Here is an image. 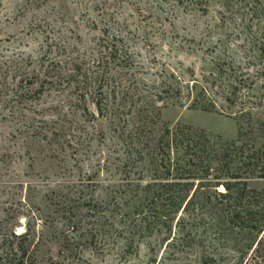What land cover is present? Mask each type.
<instances>
[{
  "label": "rangeland",
  "instance_id": "obj_1",
  "mask_svg": "<svg viewBox=\"0 0 264 264\" xmlns=\"http://www.w3.org/2000/svg\"><path fill=\"white\" fill-rule=\"evenodd\" d=\"M198 1L0 0V242L28 233L40 264H264V0ZM115 36L136 64L127 80L156 93L199 81L217 112L184 91L139 130L137 114L100 118L75 85L41 91L51 60L54 74L88 68ZM177 128L198 134L191 166L202 154L211 171L181 178L184 201L158 186L160 139Z\"/></svg>",
  "mask_w": 264,
  "mask_h": 264
},
{
  "label": "trees",
  "instance_id": "obj_2",
  "mask_svg": "<svg viewBox=\"0 0 264 264\" xmlns=\"http://www.w3.org/2000/svg\"><path fill=\"white\" fill-rule=\"evenodd\" d=\"M163 2L175 3L174 7H187L189 3L200 5L202 1L163 0ZM122 42L123 40H120L117 36L113 37L111 42L103 40L100 45L103 50H101V54L104 52L103 56L93 66L89 65L90 67L88 68L84 61L74 59L66 73H61V71L58 74H54L53 71L56 68L61 70V63L51 60L48 69L50 67L52 71L45 74L43 81H41V91L45 90L46 86L66 88L75 85L76 89L80 91L81 100L84 102H87L88 99L92 100L100 118L114 115L122 121V117L127 113L137 114L141 118L139 130H148L156 123L163 108L158 106L160 102H162L164 107L169 106L174 100L173 104H176L182 99L184 91L188 92V97L192 100L190 108L206 112H217L218 108L215 100L212 99L210 91L199 81L194 83L183 82L181 79L174 77L173 81L165 82L164 88L156 93L149 88H140L139 84L132 79L131 81L130 79L127 80L125 76L127 77L128 73L124 74V71L132 70L136 64L129 51H121L117 46L118 43ZM262 50L264 51V48ZM112 72H116L117 76L112 75ZM131 76L133 77V75H129L130 78H132ZM224 78V80H227V77ZM30 84L34 85L35 83L31 82ZM232 88L233 91L228 92V94L235 96L238 87L233 85ZM107 89H111L110 95L106 92ZM118 99L120 102L123 101V104L119 103L117 108H115L116 105L113 100ZM128 100L131 102L129 108L126 107ZM227 101L233 102L230 96L227 97ZM85 111L89 112V109L85 107ZM125 124H127L126 120ZM197 136L198 134L193 132L191 128H177L175 131L167 129L160 139V167L163 169L165 182L157 185L164 193L171 192V200L175 199L176 201L180 197L184 201V197H181V192L194 186V183L183 182L181 178H194L202 171L211 172L210 168L204 164L206 161L205 159L203 160L204 156L202 154L196 167L191 166V163L194 162L193 157H196L197 150H200L198 147L200 146L201 138H197L198 141H196ZM176 153L178 155L175 158L174 155ZM189 157L191 158L189 159ZM169 179H173V181ZM220 186L225 188V192L220 193L221 196L227 197L237 184H217L216 187L219 188ZM244 192L245 190H243ZM12 237V240L6 239L4 242H0V264H40L31 249L32 245L28 240V233L25 235L13 233ZM15 239L21 241L16 244ZM48 264L63 263L51 260Z\"/></svg>",
  "mask_w": 264,
  "mask_h": 264
}]
</instances>
